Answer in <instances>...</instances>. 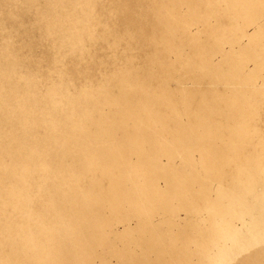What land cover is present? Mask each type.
<instances>
[{
    "label": "bare ground",
    "instance_id": "6f19581e",
    "mask_svg": "<svg viewBox=\"0 0 264 264\" xmlns=\"http://www.w3.org/2000/svg\"><path fill=\"white\" fill-rule=\"evenodd\" d=\"M224 2L223 15L215 10L207 14L215 21L206 29L210 36L217 35L216 46L222 19L264 16V0ZM49 3L51 17L44 30L53 35L55 47L72 54L70 70L61 68L64 60L57 57L52 64L54 76L36 70L22 73L23 61L0 22V110L4 113V124H0V264H90L88 254L103 242V229L123 210L131 215L148 213L153 207L172 212L176 202L180 207L211 209L219 217L226 213L235 218L253 207L246 203L244 191L255 194L256 202H264V192L253 189L256 182L264 184V136L257 135L264 126V109L258 103L250 102L242 109L239 139L225 144L227 152L194 140L190 146L202 157L196 164L188 161L186 144L205 123L204 112L218 113L211 97L195 100L190 91L179 87L176 98L168 89L167 80L175 67L192 79L201 96L212 79L207 64L201 63L204 73L195 77L187 62L168 65L158 53L161 46L172 47L171 31L180 21L170 6L153 18L158 28L150 32L142 11L127 10L123 0L122 6L113 4L106 10L101 9L100 0ZM65 4H70L71 11L67 12ZM129 19L136 33L123 29ZM259 31L263 34L264 26ZM190 44L195 46L193 41ZM250 45L255 54L264 55V43L258 37L250 38ZM100 48L109 51L107 57L98 58ZM144 50L154 54L140 57ZM228 78L226 83L232 81ZM6 91L12 94L10 102ZM239 99L237 93L229 100L219 97L233 107L242 105ZM180 104L186 108L184 124L179 122ZM160 155L181 157L188 172L160 168ZM250 166L256 168L254 173H249ZM156 178H163L170 189L159 192ZM237 181L239 193L232 189ZM212 182L219 191L210 200ZM103 207L106 218L100 219L97 210ZM214 230L223 234L218 227ZM225 235L235 234L225 231ZM147 238L159 247L155 236ZM235 241L242 249L241 241Z\"/></svg>",
    "mask_w": 264,
    "mask_h": 264
},
{
    "label": "rangeland",
    "instance_id": "374dc122",
    "mask_svg": "<svg viewBox=\"0 0 264 264\" xmlns=\"http://www.w3.org/2000/svg\"><path fill=\"white\" fill-rule=\"evenodd\" d=\"M51 1L52 3L59 1L62 4L68 2V0ZM51 1L0 0V22L4 24L13 48L23 61L19 67L24 74L36 70V73L42 71L46 76L56 75L51 72H53V61L57 57L64 60V66L62 65L61 68L67 70L72 68L70 63L74 60L72 54L55 47L53 35L44 30L47 20L51 17L49 14ZM123 1L129 6L127 10L133 7V10L142 11L150 32L158 28L156 19L153 18L164 14L165 6L168 9L171 8L170 10L178 16L180 21L171 31L172 47L161 46L158 53L168 65L187 62L195 77L204 73L201 63L207 64L208 75H212L211 81L206 83L205 96H201V93L195 90L192 79L185 77L183 70L178 67L173 69L172 76L167 80L168 89L176 98L179 96V87L190 91L195 100H200V97L203 99L211 97L213 107L218 113V115H212L204 112L202 117L205 123L196 128L189 142L186 141L188 142L186 148L189 151L188 161L196 164L202 157L197 149L190 146L194 140L205 142L211 150L227 152L225 144H233L239 139L236 135L246 106L254 102L264 109V71L260 68L264 62L262 60L264 55L255 54V48L250 45V38L255 37L264 43V33H259L264 26V16L253 20L247 19L249 17L244 20L222 19L218 27L219 44L216 46L214 42L217 35L212 37L207 32L208 27L213 26L215 21L211 15L207 14H212L215 10L223 15L226 10L224 0H215L210 3L197 2V4H188L179 0ZM121 2L122 0H100V5L102 10H106L113 4L122 6ZM69 5L65 4L68 6L67 12L71 11ZM129 20L123 29L129 33L134 30L136 33L137 29L132 27L133 20ZM258 34L260 36H257ZM190 41H193L195 46L190 44ZM200 49L202 53H199ZM141 53L140 57L154 54L145 50ZM96 54L98 58L103 59L107 57L109 51L100 48ZM228 76L231 77L228 79L232 81L226 83ZM234 93H237V97L239 95L242 105L228 106L219 100L221 95L229 100ZM11 97V92L6 91L7 102L12 100ZM179 108V122L184 124L187 121L186 108L183 104H180ZM3 117L4 113L0 110L2 125ZM263 119L264 116H261V121ZM260 129L257 135L263 137L264 126ZM252 151L255 154V148ZM253 153L250 151L251 162ZM130 161H135V158L131 157ZM157 165L160 168L176 170L181 174L189 170L181 157L169 158L160 155L157 157ZM251 171L254 173L256 168L250 166L249 173ZM154 183L159 192L164 193L170 189V185L168 187L163 178H156ZM233 185V191L237 189L236 193L241 192L238 181ZM253 189L255 193L264 192V184L256 182ZM218 191L216 182L209 184V199L216 198ZM243 193L246 196V203H252L253 207L247 208L246 212L241 211L235 218L226 213L219 217L211 209L180 207L176 205V202L173 203L172 212L167 211V208L153 207L148 213L131 215L123 210L103 229V242L96 244L89 252V262L90 264H264V202H256L253 198L255 194L252 192L244 191ZM104 208L101 211L97 210L100 219L106 218V208ZM227 210H229L228 207L225 211ZM215 227H218L223 234H216ZM182 231L185 233L182 234ZM225 231L234 232V237L226 236ZM152 235L155 236L159 247L148 241L147 237ZM259 236L262 237L258 239ZM235 240L241 241L242 249L238 247ZM222 254L225 259L221 258Z\"/></svg>",
    "mask_w": 264,
    "mask_h": 264
}]
</instances>
